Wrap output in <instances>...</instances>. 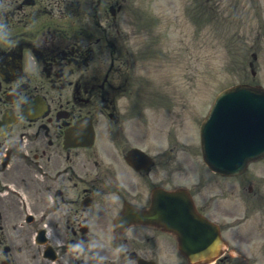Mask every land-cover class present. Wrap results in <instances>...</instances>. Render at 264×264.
Here are the masks:
<instances>
[{
  "label": "flooded vegetation",
  "instance_id": "flooded-vegetation-1",
  "mask_svg": "<svg viewBox=\"0 0 264 264\" xmlns=\"http://www.w3.org/2000/svg\"><path fill=\"white\" fill-rule=\"evenodd\" d=\"M97 4L105 17L106 0ZM79 5L0 0V264H136L130 256L156 258L149 242L164 234L155 226L113 228L124 205L141 208L145 194L120 167L122 153L106 156V119L94 115L106 114L99 77L76 82L73 69L92 56L79 44ZM99 25L95 42L106 46V25ZM64 64L75 65L63 71ZM76 113L92 117L90 147L65 143L63 129ZM8 117L14 120L4 123ZM148 171L137 174L150 186Z\"/></svg>",
  "mask_w": 264,
  "mask_h": 264
},
{
  "label": "rangeland",
  "instance_id": "rangeland-1",
  "mask_svg": "<svg viewBox=\"0 0 264 264\" xmlns=\"http://www.w3.org/2000/svg\"><path fill=\"white\" fill-rule=\"evenodd\" d=\"M130 1L135 9L142 7L149 12L155 31L161 32L163 50L170 52L168 56L137 63L136 71L154 75L158 86L175 89L174 120L183 126L190 124V118L204 112L220 88L251 78L246 63L254 49L258 52L255 78L264 84V0H233L231 5L224 4L223 14L217 7L207 11L203 19L193 5L184 12L186 0ZM133 10L125 11L124 22L138 21L132 15ZM135 44L134 38L132 45ZM167 75L168 78H164ZM190 135L193 136L192 130ZM164 146L160 141L159 147ZM263 170L261 161L250 165L249 172L262 175ZM257 178L255 184H262ZM233 181L238 187L237 200L248 197L247 183L241 179ZM239 204L237 212L242 215L243 207L241 202ZM263 214L261 210L253 217ZM250 219L251 216L248 221Z\"/></svg>",
  "mask_w": 264,
  "mask_h": 264
},
{
  "label": "water",
  "instance_id": "water-1",
  "mask_svg": "<svg viewBox=\"0 0 264 264\" xmlns=\"http://www.w3.org/2000/svg\"><path fill=\"white\" fill-rule=\"evenodd\" d=\"M230 96H228L227 103L231 104L234 107H241L244 109L247 113V116L255 118L254 122L258 123L259 127H262L264 123V96H260L258 92L252 91L250 89H240L238 91H234L231 93H228ZM220 103H222V99H219L217 103V107H219ZM216 107V108H217ZM256 129H260L256 127ZM244 160L240 159L238 163L235 166L242 165ZM221 168H231L234 167V165L226 164L224 162L219 164Z\"/></svg>",
  "mask_w": 264,
  "mask_h": 264
}]
</instances>
